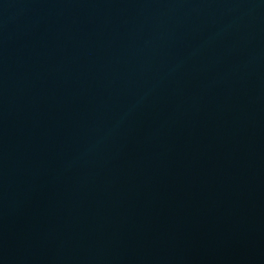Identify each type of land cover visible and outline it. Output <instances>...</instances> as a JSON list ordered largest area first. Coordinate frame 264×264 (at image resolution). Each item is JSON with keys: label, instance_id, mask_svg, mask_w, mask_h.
Instances as JSON below:
<instances>
[{"label": "water", "instance_id": "obj_1", "mask_svg": "<svg viewBox=\"0 0 264 264\" xmlns=\"http://www.w3.org/2000/svg\"><path fill=\"white\" fill-rule=\"evenodd\" d=\"M0 264H264V0H0Z\"/></svg>", "mask_w": 264, "mask_h": 264}]
</instances>
